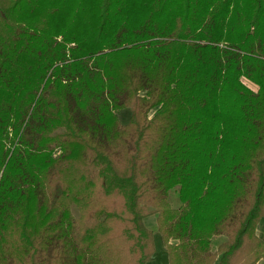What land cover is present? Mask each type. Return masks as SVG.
Masks as SVG:
<instances>
[{"label": "trees", "instance_id": "16d2710c", "mask_svg": "<svg viewBox=\"0 0 264 264\" xmlns=\"http://www.w3.org/2000/svg\"><path fill=\"white\" fill-rule=\"evenodd\" d=\"M154 213L264 258V0H0V264H148Z\"/></svg>", "mask_w": 264, "mask_h": 264}, {"label": "rangeland", "instance_id": "374dc122", "mask_svg": "<svg viewBox=\"0 0 264 264\" xmlns=\"http://www.w3.org/2000/svg\"><path fill=\"white\" fill-rule=\"evenodd\" d=\"M244 81L251 87H256L252 82H250L247 79H244ZM125 112H128V115H130L131 110L127 108ZM169 200L171 201L172 205L175 207H179L181 205V201L179 200L178 196V190L172 189L169 194ZM73 213L77 217L79 215L78 209L75 205H73ZM156 213L151 214L145 218V224L148 228L153 230L154 232V240H155V246H156V252L154 254V257L152 260L149 261L148 264H169L168 262V254L165 248V245L163 243V239L161 236V233L158 230L157 226V217ZM257 234L264 239V217L261 218L258 228H257ZM227 239V236L224 234L216 235L213 237L212 240V249H217L218 245L222 242H224ZM256 264H264V258L260 259Z\"/></svg>", "mask_w": 264, "mask_h": 264}]
</instances>
